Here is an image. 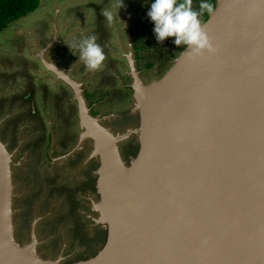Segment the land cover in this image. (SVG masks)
Returning <instances> with one entry per match:
<instances>
[{"label": "rangeland", "instance_id": "374dc122", "mask_svg": "<svg viewBox=\"0 0 264 264\" xmlns=\"http://www.w3.org/2000/svg\"><path fill=\"white\" fill-rule=\"evenodd\" d=\"M151 2L44 0L0 35V139L12 157L21 259L28 260L29 248L35 257L60 264L91 261L106 252L112 223L103 180L110 163L119 176L114 146L131 168L135 145L145 136L143 89L162 80L184 51L168 38L163 42L168 66L162 70L151 59L150 45L159 42L142 35L145 25L155 36L147 16ZM199 3L192 0L194 8ZM89 35L97 37L106 56L96 70L80 59L79 42ZM59 71L82 84L92 115L88 121L77 88ZM89 132L93 135L84 139ZM93 179L95 191L89 187ZM148 185L140 190L150 192Z\"/></svg>", "mask_w": 264, "mask_h": 264}, {"label": "water", "instance_id": "95a60500", "mask_svg": "<svg viewBox=\"0 0 264 264\" xmlns=\"http://www.w3.org/2000/svg\"><path fill=\"white\" fill-rule=\"evenodd\" d=\"M202 26L212 40L215 53L192 60L183 52L162 80L143 89L141 124L145 136L140 145V154L133 158L131 168L125 166L118 147L114 146L112 157L118 160L115 171H119L124 188L120 186L113 210L110 205L113 199H109L106 188L109 169L104 175L103 188L111 210L108 219L112 223L108 248L99 258L78 264H130L123 260V246L128 247L129 256L134 260L132 264H143L138 245L145 231L153 234L149 243L153 255L160 262L177 259L185 264H249L246 263V258L243 262L237 259L234 263H227L221 255L198 262L190 257L186 258L182 253L185 249H181V246L187 247L190 243L191 247L200 251V244L206 240L200 238V233L184 232L180 229L179 225L182 224L179 222L173 221L170 224L169 214H165L164 219H158L153 212L156 203L157 208L161 205L168 209L175 206L171 192L159 199L162 186L158 188L157 185L154 189L153 184L148 185L157 171H178V187L183 196L181 205L186 207L185 211L189 204L191 209L205 208L218 215L219 223L225 219L221 214H226L227 217L236 216L238 223L244 225L246 222L242 219L246 213H243L240 205L255 203L259 206L264 202L261 193H255L251 189L250 193L246 192V189L253 187V184L248 183H253L252 179L257 181L263 176L260 171H264V139L257 137V134L264 136V0H219L216 10ZM60 73L77 88L82 105L81 115L88 121L92 115L82 84ZM168 129L172 138L179 141L184 138L183 135H190L192 142L194 141L190 153L185 152L183 156L178 153L177 160L173 159V153L171 156L162 155L166 147L162 150L158 148L162 139L168 138ZM92 135L89 132L84 139ZM97 135L100 136V133L97 132ZM11 159L7 147L0 139V179L3 184L0 213L4 216L0 226L3 239H0V264H60L48 263L35 257L32 248L26 251L28 260L21 259L19 252L25 251L20 249L15 239V187ZM256 167L259 171H255ZM183 171H188V174L184 175ZM189 171H205V187L199 189L204 183L196 181V192L201 195L197 201L191 198L195 181L193 178L190 181ZM218 182L221 183L219 192L224 194L227 182L232 196L229 201L236 212L229 213L224 197L220 198V202L216 201L217 197L213 198ZM145 183L151 189L153 199L146 195L144 200H140L139 194L137 195V190ZM160 183H163L162 180ZM146 206H152V209L147 211ZM140 209L141 213L138 212ZM134 210L139 216H145L149 223L147 224L146 219V224L138 222L133 214ZM197 219L202 227L209 229L205 215L199 213ZM249 228L251 232H244L245 238L238 245L234 241L231 243L235 245L237 253L254 249L253 260L262 264L260 259L264 258V233L253 231L254 226ZM224 232H228L227 229H223L222 234L228 237ZM177 235L185 242L174 246L172 238L175 240ZM241 243L244 245L241 246ZM147 245L149 246L148 243Z\"/></svg>", "mask_w": 264, "mask_h": 264}, {"label": "bare ground", "instance_id": "6f19581e", "mask_svg": "<svg viewBox=\"0 0 264 264\" xmlns=\"http://www.w3.org/2000/svg\"><path fill=\"white\" fill-rule=\"evenodd\" d=\"M168 133L169 136L168 138H164L161 142V150L163 148H165L164 152H163V156H165L166 154H168L169 156L172 155L173 159H176L177 154L179 153L180 156H183V154H185V152L190 153V148L191 145H193L194 141L192 142V139L190 137L189 134H185L183 135L184 138H182L180 141L177 139H173L172 135H171V131L170 129H168ZM258 138H262L264 139V136L261 134H257ZM166 141L167 144H166ZM172 143L175 145L172 146ZM197 146H199L197 144ZM171 147V148H170ZM264 149V146H262ZM171 157V158H172ZM180 158V157H179ZM109 163V162H108ZM112 167H113V163H110L109 165V171H108V175H107V190H108V195L111 199L114 200L115 202V196L117 194V192L119 191L120 186L122 188L123 187V182L122 179L120 178V176H116L115 173L113 174L112 171ZM255 171H259L258 167L255 168ZM253 171V170H252ZM163 175L161 177V175L156 176L157 181H155L153 188L156 189L157 185L158 188L161 189L159 190V199H163V197L166 194H169L171 192L172 197L175 199V203H173L175 206L173 208L169 207H163L162 205L157 208V203L155 204L154 208H153V212L156 215V217L159 219H164V215L165 214H169L168 216L170 217V224L171 222H179V224H182V226L179 225L180 229L184 230V232H193L195 234H199L200 233V238L204 241L206 240V242L200 244L201 247L199 248L200 251L194 247H191L190 243H188L187 247L181 246V249H185L184 251H182V253H184L185 257H190V259L198 262L201 260H207L209 257L214 256V255H218V256H222L224 261L227 263H234L236 262L237 259H241V261H245L246 258V263L249 264H259V262H257V260H253L254 259V249H250L248 250H243V253H237L235 250V245H233L231 242H235L237 245L240 243V241L242 239L245 238L244 232L248 231L251 232L249 229V227L252 228V226H254L253 231L257 230L260 233H264V202L263 204L261 203L259 206L258 204L253 203L254 205H250L247 203H243L240 205V208H242L243 213L245 212V216L243 217L242 220H244L246 222V224L241 225V223H238V220L236 218V216L234 217H227L226 214H221L225 219H222L219 223L218 220V215L210 213V211H207L205 208L201 209L200 208H192L191 209V204L188 205V210L185 211V206L181 205V198L183 196H181V190L178 187L179 184V177L180 174L178 171H170V173H168L169 171L165 172L162 171ZM165 172V173H164ZM191 172V173H190ZM262 172V177L259 178L257 181H255L254 179H252L253 183L249 182L248 184L252 185L253 187L246 189L247 193H250L249 189H251V191L253 190L255 193L259 192L261 193V197L264 198V171H260V174ZM165 174V175H164ZM183 174H188V171H183ZM189 177H190V181L192 182V178L195 181V185L193 186L192 189V199L194 201H197L201 195L199 193L196 192V181H199L200 183H204L206 181L205 178V171H189ZM162 180L163 183H160V181ZM255 181V182H254ZM207 182V181H206ZM221 182V181H220ZM220 182H218V187L216 188L217 192L215 194L216 201L219 200L220 202V198L223 199L224 197V202H227L226 204V208L229 209V213H232L230 211H235L234 206L230 203V199H232L231 193L228 190V184L226 182V187L225 188V194L223 192H219V188H220ZM171 186V188H167V186ZM205 183L203 184V186L199 189H203L205 187ZM2 188H3V184L1 183V179H0V197L2 194ZM140 190V189H139ZM139 190H137V195L139 194L140 200H144L146 195H149L148 198H151V193L150 192H139ZM222 193V194H221ZM153 199V197H152ZM154 200L152 201L153 204ZM148 206V205H147ZM147 211L148 209H152V206L147 207ZM144 207V206H143ZM263 208V209H262ZM155 210V211H154ZM138 212L141 213V209L138 210ZM200 214H203L207 217L206 223L208 224L207 226H209V229H205L204 227H202L201 224H199V220L197 219V216ZM219 213V212H218ZM134 216L136 217L137 221H142L143 223L146 222L147 224L149 223V220L143 216H139L136 212V210H134L133 212ZM151 214V213H150ZM6 218H8V215H5ZM3 218L2 214L0 213V226H2L3 223ZM236 219V220H235ZM146 224V223H145ZM178 227V225H177ZM146 229V228H145ZM223 229H227L228 232H224L226 235H229L228 237H224L223 236ZM144 231V230H143ZM7 232H9V229L7 228ZM159 233V232H158ZM153 236L152 233H149L148 231H145L144 235L141 236V238L139 240L140 244L138 245V249H139V255L140 258L142 260L143 264H185V262L180 263L179 260H168L164 263V262H160L159 259L157 257H155L153 255V252L151 251V244L150 242V237ZM0 239H2L1 235H0ZM147 240V241H146ZM183 238H181L180 235H177L175 240L172 238V241L175 242L174 246L176 245H181L179 244L180 242L184 243L185 241H182ZM237 240V241H236ZM171 241V239H170ZM233 242V243H234ZM147 243L149 244V246L147 245ZM244 244L241 243V246H243ZM194 246V245H193ZM120 248V247H119ZM150 248V251H149ZM251 248V247H250ZM159 250H161V248H158ZM165 249V248H164ZM121 250V248H120ZM166 250V249H165ZM240 250V251H241ZM239 251V252H240ZM161 252V251H160ZM256 252V251H255ZM181 253V255H182ZM122 254H123V260H125L126 263H130L134 261L130 256H129V251H128V247L127 246H123L122 248ZM204 254V255H203ZM157 258V259H156ZM164 260V259H163ZM187 262V261H186ZM260 263L264 264V258L260 259ZM123 264V263H122ZM187 264H190L189 262H187ZM193 264V263H191ZM195 264V263H194Z\"/></svg>", "mask_w": 264, "mask_h": 264}, {"label": "clouds", "instance_id": "9594fccd", "mask_svg": "<svg viewBox=\"0 0 264 264\" xmlns=\"http://www.w3.org/2000/svg\"><path fill=\"white\" fill-rule=\"evenodd\" d=\"M215 10L214 0H200L198 7L192 0H153L147 16L153 23L156 40L163 43L174 38L177 48L195 60L205 54H214L216 49L202 26V19L211 16ZM109 22L113 17L105 13ZM80 59L89 69L100 68L106 59L103 48L97 43L95 35H89L79 42Z\"/></svg>", "mask_w": 264, "mask_h": 264}, {"label": "trees", "instance_id": "16d2710c", "mask_svg": "<svg viewBox=\"0 0 264 264\" xmlns=\"http://www.w3.org/2000/svg\"><path fill=\"white\" fill-rule=\"evenodd\" d=\"M196 2H200V0H194ZM44 0H0V35L4 34L10 27L20 20L27 18L32 13L36 12L41 5L43 4ZM215 3V10L217 8L218 2L217 0H214ZM214 10V11H215ZM210 19V16H205L203 18L204 23H206ZM157 48H156V47ZM152 48L151 53L153 54V57L151 59H157L161 67L160 69H164L168 66L169 59L165 58V52L167 51V47L165 44L160 43L159 45H154L153 43L150 45ZM177 51L180 49H183V47L177 48ZM174 53V52H173ZM152 63L151 60H148ZM158 62V63H159ZM149 63L148 65L152 67V64ZM141 148H138L136 156L140 154ZM160 150V149H159ZM163 155V154H162ZM163 175L162 171H157L156 176ZM161 175V177H162ZM109 235V232H106L105 237ZM104 242H108L107 238H104ZM88 260L80 261L79 263L87 262Z\"/></svg>", "mask_w": 264, "mask_h": 264}, {"label": "crops", "instance_id": "0c3cea01", "mask_svg": "<svg viewBox=\"0 0 264 264\" xmlns=\"http://www.w3.org/2000/svg\"><path fill=\"white\" fill-rule=\"evenodd\" d=\"M102 24V23H101ZM154 25H152L151 24V27L150 28H152ZM102 29H104V26L102 27ZM146 26L144 25V31H142V35H148V38L150 39H152L151 41H154L155 40V36L154 35H152L151 34V31H152V29H146ZM9 30V29H8ZM139 36H137V38H138ZM135 50L136 51H138L139 50V48L138 47H135ZM147 57H149V55L147 56ZM146 64H149V63H147V61H146Z\"/></svg>", "mask_w": 264, "mask_h": 264}, {"label": "flooded vegetation", "instance_id": "af4514ba", "mask_svg": "<svg viewBox=\"0 0 264 264\" xmlns=\"http://www.w3.org/2000/svg\"><path fill=\"white\" fill-rule=\"evenodd\" d=\"M161 142H162V141H161ZM158 146H159V145H157V148H158ZM135 147L140 148L141 146H139V145H135ZM158 149L161 150V144H160V146H159ZM135 157H136V155H135ZM135 157H134V158H135ZM132 161H133V159H132ZM151 178H152V177H151ZM149 181H150V180H149ZM155 181H157L156 176L151 180V182L154 183ZM91 186L94 187L93 191H95V190L97 189V186H96V184H95V179H93L92 182H91V181L89 182V187H91Z\"/></svg>", "mask_w": 264, "mask_h": 264}]
</instances>
